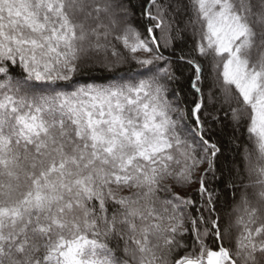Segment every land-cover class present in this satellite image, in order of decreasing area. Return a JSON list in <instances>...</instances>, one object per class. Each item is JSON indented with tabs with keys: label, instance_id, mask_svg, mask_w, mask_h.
I'll return each mask as SVG.
<instances>
[{
	"label": "snow or ice",
	"instance_id": "1",
	"mask_svg": "<svg viewBox=\"0 0 264 264\" xmlns=\"http://www.w3.org/2000/svg\"><path fill=\"white\" fill-rule=\"evenodd\" d=\"M0 264H264V0H0Z\"/></svg>",
	"mask_w": 264,
	"mask_h": 264
},
{
	"label": "trees",
	"instance_id": "2",
	"mask_svg": "<svg viewBox=\"0 0 264 264\" xmlns=\"http://www.w3.org/2000/svg\"><path fill=\"white\" fill-rule=\"evenodd\" d=\"M188 39H189V43H191L192 42L191 37H189ZM228 134L230 135V132ZM245 135H246V133H245ZM237 198H238V193H237Z\"/></svg>",
	"mask_w": 264,
	"mask_h": 264
}]
</instances>
